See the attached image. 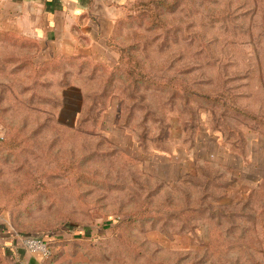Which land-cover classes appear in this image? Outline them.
<instances>
[{"label": "rangeland", "instance_id": "374dc122", "mask_svg": "<svg viewBox=\"0 0 264 264\" xmlns=\"http://www.w3.org/2000/svg\"><path fill=\"white\" fill-rule=\"evenodd\" d=\"M88 4L41 35L0 0V229L50 250L23 264H264V0Z\"/></svg>", "mask_w": 264, "mask_h": 264}, {"label": "crops", "instance_id": "0c3cea01", "mask_svg": "<svg viewBox=\"0 0 264 264\" xmlns=\"http://www.w3.org/2000/svg\"><path fill=\"white\" fill-rule=\"evenodd\" d=\"M25 1H32V0H25ZM42 7L46 6L45 9L42 11L43 21L44 24L51 25V27H44L42 28V32H38L41 35H49L47 33L48 29L54 30L53 26L55 25L56 20V13H59L60 11H72L73 13H76V17L84 16L83 14L87 12L88 10V3L90 0H62L63 4L61 3L59 6H53L56 4L59 0H39ZM41 14V13H40ZM58 17V16H57ZM77 19V20H78ZM82 21L80 23H88L89 19L88 17H84L81 19ZM47 29V30H46ZM46 30V31H45ZM0 235H1V242L4 244L6 250L12 254L14 258L20 259V264L23 263H31L36 259L37 257L34 255H31L28 253L20 244L19 237H17L15 234H10L7 232H3L0 229ZM38 259V258H37ZM27 263V264H28Z\"/></svg>", "mask_w": 264, "mask_h": 264}, {"label": "built area", "instance_id": "2783aa9c", "mask_svg": "<svg viewBox=\"0 0 264 264\" xmlns=\"http://www.w3.org/2000/svg\"><path fill=\"white\" fill-rule=\"evenodd\" d=\"M21 246L31 255L36 257H46L49 255V246L47 241L39 236H19Z\"/></svg>", "mask_w": 264, "mask_h": 264}, {"label": "trees", "instance_id": "16d2710c", "mask_svg": "<svg viewBox=\"0 0 264 264\" xmlns=\"http://www.w3.org/2000/svg\"><path fill=\"white\" fill-rule=\"evenodd\" d=\"M107 43H110V38H108ZM129 58V66H127V70H125V74L128 77V79H134L139 81V78L143 77V75L139 72V70L136 67H132L131 65V57L128 56ZM197 95H200L201 97H208L207 95L201 94L199 92H197ZM215 101H218L220 103H222L223 105L228 106L229 104L225 101V100H221V98L219 96H216L213 98ZM20 236H37V235H31V234H26V235H20Z\"/></svg>", "mask_w": 264, "mask_h": 264}]
</instances>
